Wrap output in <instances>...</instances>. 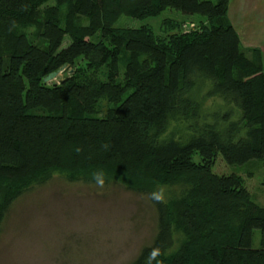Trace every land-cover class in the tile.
Listing matches in <instances>:
<instances>
[{
	"label": "trees",
	"instance_id": "obj_1",
	"mask_svg": "<svg viewBox=\"0 0 264 264\" xmlns=\"http://www.w3.org/2000/svg\"><path fill=\"white\" fill-rule=\"evenodd\" d=\"M228 1L0 0V225L60 173L149 196L156 233L129 264H264V207L243 176L212 171L219 153L264 166L261 51L241 48ZM167 8L184 17L161 33L113 26Z\"/></svg>",
	"mask_w": 264,
	"mask_h": 264
},
{
	"label": "rangeland",
	"instance_id": "obj_2",
	"mask_svg": "<svg viewBox=\"0 0 264 264\" xmlns=\"http://www.w3.org/2000/svg\"><path fill=\"white\" fill-rule=\"evenodd\" d=\"M170 16L184 17L167 8L154 17L120 15L113 26L148 25L154 33H161V20ZM20 31L31 41H39L36 28L24 26ZM98 38L96 34L91 39ZM71 72L67 67L55 81ZM218 101L208 99L206 106L216 109ZM212 171L243 176L253 201L264 207L261 162L252 159L230 165L219 153ZM160 190L163 195L172 192L168 187ZM156 229V211L147 194L117 182L70 181L57 173L33 184L6 211L0 225V264H129L151 243ZM260 236V230L255 229L254 247L259 246Z\"/></svg>",
	"mask_w": 264,
	"mask_h": 264
},
{
	"label": "crops",
	"instance_id": "obj_3",
	"mask_svg": "<svg viewBox=\"0 0 264 264\" xmlns=\"http://www.w3.org/2000/svg\"><path fill=\"white\" fill-rule=\"evenodd\" d=\"M228 21L238 33L241 48L261 51L264 72V0H229Z\"/></svg>",
	"mask_w": 264,
	"mask_h": 264
},
{
	"label": "water",
	"instance_id": "obj_4",
	"mask_svg": "<svg viewBox=\"0 0 264 264\" xmlns=\"http://www.w3.org/2000/svg\"><path fill=\"white\" fill-rule=\"evenodd\" d=\"M63 70H64V67L60 68L57 71H54V72L49 73L47 76L44 77L43 81L44 82H48V81H51L53 79H56L57 75L59 73H61Z\"/></svg>",
	"mask_w": 264,
	"mask_h": 264
},
{
	"label": "clouds",
	"instance_id": "obj_5",
	"mask_svg": "<svg viewBox=\"0 0 264 264\" xmlns=\"http://www.w3.org/2000/svg\"><path fill=\"white\" fill-rule=\"evenodd\" d=\"M159 198V197H158Z\"/></svg>",
	"mask_w": 264,
	"mask_h": 264
}]
</instances>
